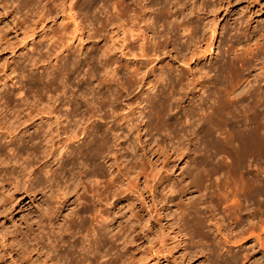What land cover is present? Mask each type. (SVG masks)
Listing matches in <instances>:
<instances>
[{
  "label": "bare ground",
  "instance_id": "obj_1",
  "mask_svg": "<svg viewBox=\"0 0 264 264\" xmlns=\"http://www.w3.org/2000/svg\"><path fill=\"white\" fill-rule=\"evenodd\" d=\"M4 1L15 15L18 3L0 0ZM79 1L29 0L36 22L28 36L37 28L43 31V22L56 14L68 17L71 31L58 41L62 50L55 56L58 74L45 67L37 76L46 77L45 97L38 95L31 102L30 94L25 97L28 92H23L18 101L24 108L9 112L0 108V161L3 153L12 161L1 166L6 185L28 197L40 193L46 206L41 220L49 226L20 257L35 249L44 250L43 264H143L132 251L146 238L150 219L138 229L131 223L114 226L107 219V205L129 198L154 203V188L162 176L160 167L150 162L152 155L163 157L164 165L187 159L185 183L177 188L169 184V194L162 200V208L169 209L177 199L169 215L175 217L180 243L190 227L197 226L199 215L209 207L205 203L216 198V192L241 187L244 201H262L264 189H255L262 177L245 162L264 154V30L238 50L235 44L246 35L238 20L237 35L224 43L215 59L209 55V68L204 69L198 62L204 51L211 50L216 19L201 22L190 17L228 15L232 3L242 1L246 11L249 4L260 1L81 0L87 2V16H92L85 20L77 18L84 12V2L79 8ZM243 7L236 16H250ZM85 29L92 41L103 44L83 58L87 68L76 80V91L82 88L76 93L68 87L69 78L82 61L70 57L68 41L80 38ZM192 63L196 71L191 70ZM52 87L54 95L49 94ZM22 88H16V96L23 94ZM186 101H190L187 108L182 104ZM87 167L91 171L86 177ZM98 176H108L102 186ZM70 192L90 193L91 209L81 203L82 209L68 210L58 221L61 209L69 205L65 196ZM88 212L93 225L82 236L72 237L75 217L81 220Z\"/></svg>",
  "mask_w": 264,
  "mask_h": 264
},
{
  "label": "rangeland",
  "instance_id": "obj_2",
  "mask_svg": "<svg viewBox=\"0 0 264 264\" xmlns=\"http://www.w3.org/2000/svg\"><path fill=\"white\" fill-rule=\"evenodd\" d=\"M259 1L261 3L257 1L249 4L246 8V11L248 10L247 12L244 9L245 3L242 1L232 3L229 9L231 10V14L229 13L228 15L226 12H222L216 17L190 16L192 19H199L201 22L211 17L216 19L215 26L217 29L212 40L211 50L204 51V54L201 53L204 57L200 58L201 62H198V66L203 65L204 69L209 68L207 67L209 65V55L213 58L214 56L217 57L216 53L223 52L222 50L226 47L224 43H228V39L231 36L237 35L236 33L240 30V24L238 22L240 19L242 20L241 29L243 31L246 29L244 31L246 35L241 36L242 38L239 37L240 43L238 45L235 44V47L239 50L245 44V41L253 43L255 39L259 38L260 33L264 30V0ZM28 2L29 0H15V4L18 3L19 7L15 15L13 14L14 12H11L12 7L8 1L0 2V108L8 112L14 110V108H24V105L22 106L19 103L18 98L23 97V95L25 96V94V97H28L30 94L27 101L30 100L31 102L33 101L32 98L36 96L45 97L42 85H44L46 77L38 79L37 76L44 71L45 67H49V70L58 74L57 65L59 61L55 56L60 55L62 52L57 47L58 41L60 38H62L61 41L65 39L63 36H65V33H69L72 26L67 16L56 14L51 16V19L43 22V31L37 28L35 33L28 36L27 32L31 25L36 22V16H33V13L29 11L31 6L29 7L30 3ZM80 2H84V4H81L82 11L84 9V12L77 18H83V20L90 19L92 16H87L89 12L86 11L85 7L87 2L80 0L79 8ZM242 7L246 15L250 14V16H236L235 11H240L239 9ZM90 33V30H82L79 33L81 35L80 38H72L68 41L70 45L68 48L70 57L82 61L79 69L69 78L68 87L74 91L78 89L76 80L84 72V69L87 68L85 64L86 59L83 60V58L88 57L89 54L96 53L100 47L102 48L103 41H92V34ZM198 35L201 34L199 33ZM49 37L51 39L47 40ZM199 38L201 39L202 35ZM261 50L264 53L263 48ZM261 50L258 49L257 52L261 53ZM64 54H67V50L64 51ZM117 60L119 63L123 62L121 58H117ZM64 61L69 60L65 58ZM156 65L158 66V64ZM190 65L192 70L195 65L194 63ZM196 70L193 69L192 71ZM17 87H23L22 93L28 92V94L23 93L16 96L15 90ZM52 88L49 94L52 90L54 92L56 89L54 87ZM31 90L32 93L30 92ZM52 93L51 95H54ZM188 103L190 101L182 104H185L187 108ZM18 135L21 137L22 133L19 132ZM146 138L143 137V139ZM164 149L167 150L166 147ZM122 151L124 152V150ZM1 158L3 160L0 161V185L3 188H0V264H43L42 260L45 256L43 254L44 250L37 251L32 249L23 258L20 257V254H22L25 247H34L41 229L44 228L47 230L49 227L43 223L46 208L44 199L40 197V193H36L35 197H28L27 195H23L21 191L17 192L13 190L10 185L7 186L6 183L8 180L4 179L1 166H10L12 165V161L5 157V153L2 154ZM150 158L151 163L160 167L159 173L162 176L161 184L154 188L156 194L153 200L154 203H150L148 198H146V202L143 204L129 198L118 199L111 205H107V212H110L107 219H110V223L114 226H117L119 223L123 225L131 223L138 229V227L142 226L146 218L150 219L149 229L144 231L146 238L139 240L137 246L132 251L135 259H139L143 264H264V197L262 201L257 200L254 203L244 201L240 195L241 187L239 189L233 188L235 191L228 190V188L226 191L228 190L229 192L227 191L224 194H220L219 192V195H217L216 192L214 194L216 198L212 199L209 203H205L209 207L205 213L199 215L200 220H197V226L196 224L194 225V227L196 226L195 229H192L193 226H191L189 229L190 232L184 237L185 240L180 243L179 236H176V230L178 228L175 226V217L170 218L169 215L173 212L175 208L174 202L177 199L169 203V209L162 208V200L169 194V184H173V187L177 188L181 186L180 182L182 184L185 183V180L182 179L186 175L187 159L184 158L182 161L176 162L175 165H172L171 162H168V164L165 162L164 165V158L161 156L158 157V154L152 155ZM105 166L103 169L107 170L108 167L107 165ZM245 167L251 168L254 172L258 171L257 173L260 178L262 177V181L258 182L255 189H264V154L261 157H255L253 160L250 159L249 162L246 161ZM90 171L91 167H87L86 177L89 176L88 172ZM106 177L108 178V176ZM106 177L98 176V186H102ZM81 192L82 190H79L80 194ZM73 193L70 192L65 196L69 199V205L67 208L61 209V216H58V221H61V217L63 219L68 210L82 209L85 206L82 205L84 203L86 204L85 209L89 207L90 193H87L85 195L86 197L84 195L79 196V194L74 195ZM54 199H58V197L52 200ZM50 200L47 201L48 205H50ZM72 214L70 213L66 217L69 218ZM87 214L89 212L84 214L81 220L79 217H75L76 228H74L75 225L70 228L74 235L72 237L82 236L93 225V216ZM166 214L168 216H165ZM78 222H80V225L83 223L86 229L83 225V229L81 226H78ZM65 225H67V222ZM29 238L31 239L29 240Z\"/></svg>",
  "mask_w": 264,
  "mask_h": 264
}]
</instances>
